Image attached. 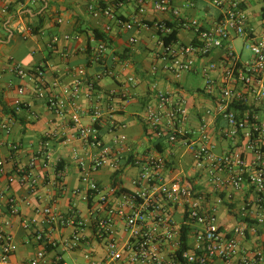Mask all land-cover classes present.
Returning <instances> with one entry per match:
<instances>
[{
  "label": "built area",
  "instance_id": "obj_1",
  "mask_svg": "<svg viewBox=\"0 0 264 264\" xmlns=\"http://www.w3.org/2000/svg\"><path fill=\"white\" fill-rule=\"evenodd\" d=\"M14 1L20 4L24 0H3V14L10 13ZM37 1L30 0L32 4ZM127 1L118 0L117 5ZM133 1L136 20L123 25L126 30L136 26L156 30L158 51L152 74L156 76L162 70L177 83L193 73L203 78L198 96L208 104L199 112H193L183 96L175 97L154 83L150 101L139 115L146 135L156 144L190 156L195 176L169 177L172 172L168 162L151 150L134 159L138 175L131 190L119 185L104 188L92 174L106 167L118 170L121 157L131 151L128 138H116L114 148L105 146L98 130L103 116L100 106L78 108L81 80L57 92V85H49L46 80L44 64L31 71L15 66L12 72L32 85L36 98L48 111L69 118L79 138L98 152L87 158L75 154L83 190H73L72 195L86 206L87 216L82 215L76 202L66 213L50 206H35L30 200L21 202L10 194L11 185L18 182L35 193L38 178L33 169L37 159L10 174L0 160V177H7L4 188L0 179V202L6 201L12 217L21 216L20 203L34 208L35 217L22 218L21 227L39 246L34 258L13 262L19 246L5 231L9 224L0 214V264H53L48 254L58 248L82 251L83 262L79 264H264V245L252 251L243 248L247 235H257L264 224V26L259 35L249 28L239 0H206L222 12V20L211 27L183 16L174 0ZM149 3L165 17L153 23L138 20L146 14ZM98 12L109 20L116 19L112 7H99ZM17 29L24 39L33 36L27 26L18 25ZM174 30L191 34L192 40L184 43L177 36L165 42ZM237 39L243 41L241 52L234 45ZM129 43L134 45L138 40L131 37ZM106 52V43L99 41L92 50V62L101 63ZM244 52L250 53L247 60L243 59ZM215 53L219 59L209 60ZM78 75L83 77L85 70H78ZM87 86L85 97L93 98L96 85L88 82ZM25 91L22 86L18 94L23 96ZM23 106L22 101L15 102L17 110ZM12 126L13 119L5 118L0 111V130L10 135ZM217 141L223 143L222 148ZM41 146L38 154L48 162L50 144ZM11 148L18 150L16 145ZM201 179L206 180V186L198 182ZM239 193L247 196L240 210L242 223L225 233L218 218L219 207L232 203ZM56 232L63 234L61 240L53 239ZM54 264L67 263L57 255Z\"/></svg>",
  "mask_w": 264,
  "mask_h": 264
},
{
  "label": "crops",
  "instance_id": "obj_2",
  "mask_svg": "<svg viewBox=\"0 0 264 264\" xmlns=\"http://www.w3.org/2000/svg\"><path fill=\"white\" fill-rule=\"evenodd\" d=\"M239 1L247 15L249 28L259 35L264 26L261 18L264 0ZM117 4L118 0H38L35 4L24 0L20 4L14 1L10 13L5 15L1 11L4 2L0 0V111L5 118L13 119L10 135L0 130V160L10 174L28 166L33 158L37 159L33 169L38 178L36 192L31 193L28 186H21L18 182L11 185L10 194L21 202L30 200L35 206H50L62 213L68 212L76 202L82 215L87 216L86 206L72 195L73 190H83L82 172L75 154L87 158L97 154L98 150L87 146L79 138L69 118H60L48 111L45 103L36 98L32 85L12 72L15 66L31 71L44 64L46 80L49 85H57V92L73 87L81 80L83 85L80 87L78 108L87 110L95 105L100 106L103 116L99 120L98 130L105 146L114 148L116 138L123 135L128 138L131 151L121 157L118 170L106 167L92 174V178L104 188L112 186L115 180L116 185L131 190L132 181L138 175L134 159L151 150L160 153L168 162L172 172L168 173L169 177H173V174L179 177L195 176L190 156L180 149L173 150L156 144L153 137L146 135L139 115L150 101L154 83L169 90L175 97L183 96L190 102L191 110L199 112L208 104L207 100L198 96L204 86L203 78L199 73H193L177 83L162 70L154 76L151 68L158 51L156 30L137 26L126 30L123 24L136 20L135 2L129 0L123 6ZM174 4L183 16L198 19L205 27L222 20L221 10L206 0H174ZM108 6L114 9L115 20H109L98 12L99 7ZM164 17L155 12L149 3L146 14L138 17V20L153 23ZM18 25L32 29L33 36L24 39L18 32ZM38 26L35 34L34 28ZM108 26L110 30H107ZM131 37H136L138 43L130 44ZM178 38L189 43L192 35L178 31ZM54 41L56 44H53ZM99 41L106 43L107 52L98 64L92 62V50ZM219 57L215 53L209 60L216 61ZM80 69L85 70L83 77L78 75ZM88 82L96 85L90 99L85 97ZM22 86L26 91L20 96L18 89ZM17 100L24 104L20 110L15 107ZM45 142L50 144L51 150L48 162L38 154ZM217 144L222 148L223 143ZM12 145L18 146V150H13ZM0 179L4 188L7 177L1 176ZM198 182L202 186L207 185L204 179ZM246 198L245 193H239L232 203L219 207L218 218L225 233H230L242 223L240 210ZM5 202H0L2 219L9 224L5 225V231L19 246L12 261L26 262L36 256L39 246L22 229L21 219L35 217L34 208L20 203L21 216L12 217L8 215ZM251 216L255 217L256 214L252 213ZM62 236L56 232L53 239L58 241ZM260 245H264V224L257 235L248 234L243 240V248L247 251ZM57 255L67 264L83 262L82 251L64 252L58 248L49 252L48 260L54 264ZM66 256L72 263L67 261Z\"/></svg>",
  "mask_w": 264,
  "mask_h": 264
},
{
  "label": "trees",
  "instance_id": "obj_3",
  "mask_svg": "<svg viewBox=\"0 0 264 264\" xmlns=\"http://www.w3.org/2000/svg\"><path fill=\"white\" fill-rule=\"evenodd\" d=\"M261 18H262V21L264 22V6L262 8V13H261ZM169 25V24H168ZM172 26V25H171ZM40 26H38L37 28H34V33L36 34L38 29H39ZM97 37H100V35L97 34V32H95ZM178 36V31L177 30H174V32L171 34V36L169 38H164L165 39V42H169L171 39H175L176 40V37ZM113 185H116V182L115 180L113 181ZM50 249V248H48Z\"/></svg>",
  "mask_w": 264,
  "mask_h": 264
},
{
  "label": "rangeland",
  "instance_id": "obj_4",
  "mask_svg": "<svg viewBox=\"0 0 264 264\" xmlns=\"http://www.w3.org/2000/svg\"><path fill=\"white\" fill-rule=\"evenodd\" d=\"M242 43H243L242 39H237V40L235 41V43H234L236 49H237L239 52H241V50H242ZM249 57H250V53H249V52H244V54H243V59H244V60H247ZM66 258H67V261H68L69 263H72L71 260H70L67 256H66Z\"/></svg>",
  "mask_w": 264,
  "mask_h": 264
}]
</instances>
